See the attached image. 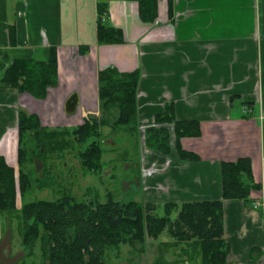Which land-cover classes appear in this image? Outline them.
<instances>
[{
	"label": "crops",
	"instance_id": "crops-1",
	"mask_svg": "<svg viewBox=\"0 0 264 264\" xmlns=\"http://www.w3.org/2000/svg\"><path fill=\"white\" fill-rule=\"evenodd\" d=\"M99 2L109 4L110 22L123 30L124 44H97ZM63 3L0 0V137L18 129L21 110L41 119V111L32 106L37 99L4 81L15 60L44 62L50 47H57L60 85L62 67L75 68L84 58L88 68L80 70L92 72L96 95L99 70L111 66L121 72L139 70L141 123L155 120L171 103L178 120H195L201 125V137L181 140L183 148L200 160L179 158L180 169L191 172V179L187 181L188 175L179 170L178 180L184 184L177 187H183L184 195L192 200L224 201L225 238L231 248L228 264H264V0H174L173 23L168 0H159L154 24L141 21L136 2L93 0L94 40H89L85 55L62 40ZM76 7L72 4L71 10L76 12ZM78 88L71 85L64 103L76 92L88 105L85 89ZM52 89L47 91L46 102L51 100ZM23 100L28 102L24 108ZM13 138L9 134L4 139L9 150L0 145V155L15 167ZM240 158L251 159L254 179L262 185V190L251 193V206L223 199L221 165ZM4 237L0 238V257L1 248L12 256L11 236ZM15 258L14 263L21 253L11 259Z\"/></svg>",
	"mask_w": 264,
	"mask_h": 264
},
{
	"label": "trees",
	"instance_id": "trees-1",
	"mask_svg": "<svg viewBox=\"0 0 264 264\" xmlns=\"http://www.w3.org/2000/svg\"><path fill=\"white\" fill-rule=\"evenodd\" d=\"M138 3L142 22L154 24L159 17V0H126ZM169 18L175 20L174 0H168ZM109 4H97V44L118 45L125 43L124 32L110 22ZM79 53L85 55L89 46L80 45ZM141 80L139 70L121 72L107 67L97 73V90L100 112L103 117L89 111L83 112V124L75 127L51 129L43 126L37 114L19 111L18 118V169L10 166L0 155V212H10L18 218L22 227V245L26 257L34 256L39 247L43 264H107L105 256L110 248L121 245L145 244L148 237L158 240L163 234L175 240L174 244H190L200 255L197 264H228L230 244L225 238L224 201L167 202L165 215L155 214V206L131 200L126 203L115 200L108 193L104 203L97 196L91 201H78L69 193L55 200H34L26 197L34 186L48 188L51 169L48 160L56 154L63 157L77 150L81 168L86 174L100 175L106 163L105 134L102 129L111 127L119 133H140L138 89ZM5 83L21 93L46 99L49 88L59 85V61L57 47L51 46L47 61L34 63L15 60L7 69ZM234 100V99H233ZM80 104L79 95L72 93L64 103V113L71 116ZM247 118V116H244ZM156 124H173L176 151L183 162L198 161L200 157L186 151L183 138L202 136L199 121H180L175 105L167 104L166 111L155 117ZM146 144L165 155L171 152L170 131L166 127L145 129ZM36 159L44 168L41 177H33ZM224 200H241L251 206V193L262 190L256 183L250 158L221 165ZM21 199V208L18 201ZM195 254V256H196ZM195 258V257H194Z\"/></svg>",
	"mask_w": 264,
	"mask_h": 264
},
{
	"label": "rangeland",
	"instance_id": "rangeland-1",
	"mask_svg": "<svg viewBox=\"0 0 264 264\" xmlns=\"http://www.w3.org/2000/svg\"><path fill=\"white\" fill-rule=\"evenodd\" d=\"M64 22L62 24V40L65 44H74L78 48L80 45H89V40H94L95 9L93 0H63ZM72 4L75 5L76 12L71 10ZM76 13V15H75ZM76 61V58H75ZM75 63V68L62 67L61 84L52 89L51 100L35 98L32 106L40 112L43 126L55 129L58 127H75L83 124V112L89 111L102 118L100 112L98 94L96 95V86L92 77V72L80 70V67L88 68L84 58ZM83 61V62H82ZM69 83V84H68ZM71 85L84 91L88 105H85L81 99L80 104L76 106V112L67 116L63 110L64 98L69 93ZM84 93V92H83ZM98 93V91H97ZM84 94V95H85ZM33 97V96H32ZM81 97V96H80ZM34 98V97H33ZM27 101L23 100V108ZM140 133L127 132L125 129L117 133L111 127L102 129L105 134V169L100 175L86 174L81 168V162L77 155V150L67 152L63 157L56 154L48 160L51 175L46 181L49 182L48 188L34 186L33 191L26 197L27 202L34 200H55L61 198L63 194L74 195L78 201L89 202L99 196L101 202L108 199V193H113L115 200L122 203L135 200L155 206V214L159 217L164 216V205L167 202H191L189 196H185L178 186L181 183L177 174L179 170L188 175L187 181H190L191 172L180 169L181 162L176 151L175 131L173 124H156L155 120H147L141 123ZM166 127L171 134L170 147L171 152L165 155L156 148L146 144L148 135L145 132L147 128ZM12 129V128H11ZM14 136L11 148L15 160L12 162L18 169V129L9 130L7 135H2L0 145L8 149L4 139L8 135ZM4 143V145H3ZM9 150V149H8ZM10 156V153L8 152ZM178 159V160H177ZM178 169L175 168L178 166ZM34 170L33 177H41L44 164L40 159H36L34 165H30ZM176 178V183H172ZM196 180L198 177H195ZM194 178V179H195ZM96 199V198H95ZM97 200V199H96ZM21 199L18 206L21 207ZM11 217V220H10ZM18 218H13L10 212H0V238L11 236V244L14 254L7 255V249L1 248L0 264H43V256L39 247L34 256L26 257V251L22 245V227L19 226ZM5 239V237H4ZM3 239V240H4ZM175 240L167 234H163L158 240L148 237L145 244L140 242L134 245H121L119 248H110L105 256L107 264H197L200 263V255L190 244H174ZM22 249V251H21ZM21 253V259L16 261L13 256ZM196 254V256H195ZM195 257V258H194ZM254 260V255L251 256ZM255 260H258L255 259ZM13 262V263H12Z\"/></svg>",
	"mask_w": 264,
	"mask_h": 264
},
{
	"label": "bare ground",
	"instance_id": "bare-ground-1",
	"mask_svg": "<svg viewBox=\"0 0 264 264\" xmlns=\"http://www.w3.org/2000/svg\"><path fill=\"white\" fill-rule=\"evenodd\" d=\"M26 255V254H25Z\"/></svg>",
	"mask_w": 264,
	"mask_h": 264
}]
</instances>
